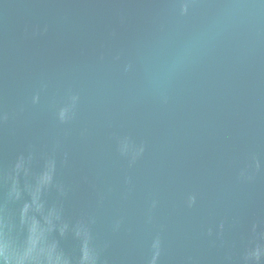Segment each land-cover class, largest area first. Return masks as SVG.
I'll list each match as a JSON object with an SVG mask.
<instances>
[{
    "label": "water",
    "instance_id": "obj_1",
    "mask_svg": "<svg viewBox=\"0 0 264 264\" xmlns=\"http://www.w3.org/2000/svg\"><path fill=\"white\" fill-rule=\"evenodd\" d=\"M0 264H264V0H0Z\"/></svg>",
    "mask_w": 264,
    "mask_h": 264
}]
</instances>
